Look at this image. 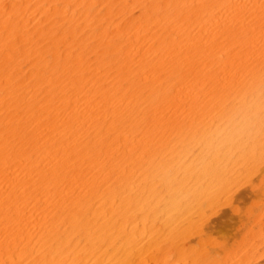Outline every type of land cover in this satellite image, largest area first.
<instances>
[{
  "label": "bare ground",
  "instance_id": "6f19581e",
  "mask_svg": "<svg viewBox=\"0 0 264 264\" xmlns=\"http://www.w3.org/2000/svg\"><path fill=\"white\" fill-rule=\"evenodd\" d=\"M263 167L264 0H0V264H250L186 246Z\"/></svg>",
  "mask_w": 264,
  "mask_h": 264
},
{
  "label": "rangeland",
  "instance_id": "374dc122",
  "mask_svg": "<svg viewBox=\"0 0 264 264\" xmlns=\"http://www.w3.org/2000/svg\"><path fill=\"white\" fill-rule=\"evenodd\" d=\"M261 169V168H260ZM258 170V172H257V174L255 173V174H251L250 176H246V177H248V178H243V179H240V180H238L237 181V183H238V185H234V187L232 188L233 190H231V192H233L234 191V197L233 196H231V198H229V200H231V201H229V203L231 204H228V206H226V203L228 202L225 198H221L220 199V201L217 203L218 204V207H217V204L216 205H214L213 206V208H211V209H208L209 211H208V213H206L207 211H205V215L206 216H204L205 217V219L206 220H208V221H206V223L204 222V224H203V228L201 227V232H202V234H201V232H200V234H199V236L198 235H196V234H192L191 233V238L190 239H188V244H187V246L186 247H188V245H189V248H191V247H193V245L194 246H197L198 244H205L206 243V249H207V251H210V252H212L213 253V255L214 256H216V257H218V259L220 258V259H222V257L224 256V254L225 255H227V254H230V253H233L234 251H237V249H238V247H239V245H240V243L242 242V241H244L245 239H246V237H247V234H250V233H252V231H253V233H255L256 232V226H255V220H257V216H260L261 214H262V211L264 212V167L261 169V170ZM256 175V176H255ZM258 175H260V176H258ZM263 175V176H262ZM251 176H253L252 178H251ZM249 177H250V180H248L249 179ZM254 178V179H253ZM256 179V180H255ZM257 179H259L258 181L260 182L259 184H258V181H257ZM263 179V180H262ZM262 180V181H261ZM246 182V185L245 184H242V183H245ZM247 181H248V185H247ZM250 181V182H249ZM254 181H256V182H254ZM242 182V183H241ZM240 184H241V187H240ZM250 184V185H249ZM243 185V186H242ZM253 185V186H252ZM257 185L259 186L258 188H256L257 187ZM237 186H239L240 188H241V190L242 191H239L240 190V188H238V190H237V194L235 193L236 191V187ZM248 188H247V187ZM251 186V187H250ZM252 187H255V189H253ZM261 187V188H260ZM245 188H247V189H245ZM250 188V190H248ZM252 188V189H251ZM246 191H245V190ZM244 191H245V193H246V196H244L245 195V193H244ZM252 192V193H251ZM259 192V193H258ZM247 193H250V194H253L255 197H256V199L255 200H252V198L254 199L255 197H253V196H251L250 194H247ZM255 193V194H254ZM262 195V196H261ZM247 197V198H246ZM250 197H251V201H249L250 200ZM259 197H261V198H259ZM235 198H237V199H235ZM240 198V199H239ZM249 198V199H248ZM233 199V200H232ZM224 200V201H223ZM235 200H236V202H235ZM237 200H239V202L237 201ZM242 200V201H241ZM223 201V202H222ZM236 203L235 205H234V203ZM253 202H256L255 204L257 205V207H256V205H253L254 203ZM257 202H261V203H257ZM222 203V204H221ZM240 203V204H239ZM243 203V204H242ZM252 203V204H251ZM239 206H238V205ZM258 204H260V205H258ZM237 205V206H236ZM251 205H253V206H251ZM221 206V207H220ZM223 206V207H222ZM230 206V207H229ZM261 206V207H260ZM263 206V207H262ZM218 208L216 211H215V209L216 208ZM220 207V208H219ZM229 207V208H228ZM256 207V208H255ZM235 208V209H234ZM248 208V211L246 210ZM261 208V209H260ZM230 209V210H229ZM239 209V210H238ZM258 209V210H257ZM238 211V212H235L236 213V216H235V214H234V211ZM212 211L214 212L213 214H212V216L210 215L211 213H212ZM245 211V212H244ZM258 211H259V213H258ZM217 213V214H216ZM237 213H239V214H237ZM253 213V214H252ZM255 213V214H254ZM259 214V215H258ZM211 217H210V216ZM239 215V216H238ZM252 215H254V216H252ZM210 217V219H209V217ZM244 216V217H243ZM252 216V217H251ZM208 217V218H207ZM233 217V218H232ZM242 217V218H241ZM256 218V219H254V218ZM231 218V219H230ZM244 218V219H243ZM228 219V220H227ZM233 219V220H232ZM243 219V220H242ZM245 219H246V221H245ZM231 220V222H233V223H230L229 221ZM228 222V223H227ZM254 222V223H253ZM209 223V224H208ZM245 223V224H244ZM205 224L207 225L205 228L209 231L210 230V228L211 229H213L212 231L210 230L209 232H207V230L206 229H204V226H205ZM210 224H212V226L210 225ZM254 224V225H253ZM230 225V226H229ZM234 227H233V226ZM243 225V226H242ZM248 225V226H247ZM252 228H251V227ZM231 227H233V228H231ZM225 228V229H224ZM242 228V229H241ZM254 228V229H253ZM218 229V230H217ZM230 229V230H229ZM232 229V230H231ZM248 229H253V230H248ZM203 230H204V232H203ZM226 230H227V232H226ZM234 230V231H233ZM238 230V231H237ZM242 230V231H241ZM218 231V232H217ZM232 231H233V233L234 234H232ZM236 231H237V233H236ZM246 231H249V232H246ZM207 232V233H206ZM241 232V233H240ZM246 232V233H245ZM214 233V234H213ZM216 233V234H215ZM228 233H230V234H228ZM206 234V235H205ZM211 234V235H210ZM213 234V235H212ZM232 234V235H231ZM245 234V235H244ZM203 235V236H202ZM228 235V236H227ZM234 235V236H233ZM240 235V236H239ZM244 237H243V236ZM196 236H198V237H196ZM239 236V237H238ZM200 237H201V239H200ZM209 237H212V238H210V239H212V244L213 245H215L214 243L216 242L217 243V241H218V246H213V247H215V249L214 248H212V246H211V244L209 243H207V242H209L208 241V239H209ZM229 237V238H228ZM235 237V238H234ZM242 237V238H241ZM196 238H197V240H196ZM225 238V239H224ZM237 238V239H236ZM203 239V240H202ZM224 239V240H223ZM226 239H227V241H226ZM232 239V240H231ZM244 239V240H243ZM191 240V241H190ZM192 240H194L193 242H192ZM196 240V241H195ZM201 240L203 241V242H201ZM213 240H216L215 242H213ZM231 240V241H230ZM236 240H237V242H236ZM198 241H200L199 243H198ZM222 241L224 242V243H222ZM240 241V242H239ZM191 242V243H190ZM195 242V243H194ZM221 244H220V243ZM198 243V244H197ZM228 244V245H226V244ZM196 244V245H195ZM239 244V245H238ZM205 246V245H204ZM211 246V247H210ZM227 246V247H226ZM207 247H209L211 250H209ZM230 247V248H229ZM229 248V249H228ZM235 248H237V249H235ZM261 248V247H260ZM260 248L258 247V251H256V254L255 255H252V256H254V257H252L251 259H252V262H251V259H250V264H264L263 262H264V258H261V260H259L260 259V257L262 256V255H264V253H261V252H263L262 250H263V248H261V250H260ZM222 249H223V251H222ZM225 249V250H224ZM233 249V250H232ZM218 251V253H216ZM222 251V252H221ZM226 251V252H225ZM229 251V252H228ZM232 251V252H231ZM228 252V253H227ZM259 254H258V253ZM255 253V252H254ZM260 253L262 254V255H260ZM217 254V255H216ZM222 254V255H221ZM219 255V256H218ZM257 255H259L258 256V258L256 259V256ZM264 257V256H263ZM255 260H259L258 261V263L256 262L255 263ZM262 260H263V262H262ZM146 261V262H145ZM144 261V263H143V261L142 262H140L139 264H146L148 261L147 260H145ZM151 262V261H150ZM147 263V264H153V262H151V263Z\"/></svg>",
  "mask_w": 264,
  "mask_h": 264
},
{
  "label": "clouds",
  "instance_id": "9594fccd",
  "mask_svg": "<svg viewBox=\"0 0 264 264\" xmlns=\"http://www.w3.org/2000/svg\"><path fill=\"white\" fill-rule=\"evenodd\" d=\"M256 115L248 109L238 110L218 133L219 137L241 138L251 135L255 129Z\"/></svg>",
  "mask_w": 264,
  "mask_h": 264
}]
</instances>
